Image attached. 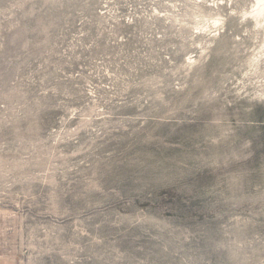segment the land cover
Instances as JSON below:
<instances>
[{
  "label": "rangeland",
  "instance_id": "374dc122",
  "mask_svg": "<svg viewBox=\"0 0 264 264\" xmlns=\"http://www.w3.org/2000/svg\"><path fill=\"white\" fill-rule=\"evenodd\" d=\"M255 3L0 0V264H264Z\"/></svg>",
  "mask_w": 264,
  "mask_h": 264
},
{
  "label": "bare ground",
  "instance_id": "6f19581e",
  "mask_svg": "<svg viewBox=\"0 0 264 264\" xmlns=\"http://www.w3.org/2000/svg\"><path fill=\"white\" fill-rule=\"evenodd\" d=\"M250 17L256 21V24H260V20L264 19V0H256L254 9L252 12H250ZM219 20H215L217 23ZM217 34H215L216 36ZM264 54V53H263Z\"/></svg>",
  "mask_w": 264,
  "mask_h": 264
}]
</instances>
